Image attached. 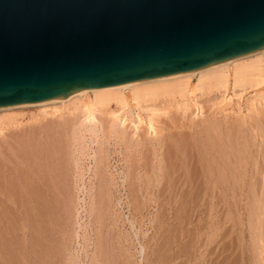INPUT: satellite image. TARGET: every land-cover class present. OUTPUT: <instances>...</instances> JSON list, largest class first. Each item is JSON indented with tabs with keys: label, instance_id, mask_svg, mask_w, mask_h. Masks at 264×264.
<instances>
[{
	"label": "rangeland",
	"instance_id": "1",
	"mask_svg": "<svg viewBox=\"0 0 264 264\" xmlns=\"http://www.w3.org/2000/svg\"><path fill=\"white\" fill-rule=\"evenodd\" d=\"M259 93L205 104L196 124L173 112L139 147L63 126L53 138L38 107L0 112V264H264Z\"/></svg>",
	"mask_w": 264,
	"mask_h": 264
},
{
	"label": "water",
	"instance_id": "2",
	"mask_svg": "<svg viewBox=\"0 0 264 264\" xmlns=\"http://www.w3.org/2000/svg\"><path fill=\"white\" fill-rule=\"evenodd\" d=\"M264 50V0H0V110Z\"/></svg>",
	"mask_w": 264,
	"mask_h": 264
},
{
	"label": "bare ground",
	"instance_id": "3",
	"mask_svg": "<svg viewBox=\"0 0 264 264\" xmlns=\"http://www.w3.org/2000/svg\"><path fill=\"white\" fill-rule=\"evenodd\" d=\"M250 90L254 92L262 90V93L257 94L258 98L252 100L249 106V114H259L255 102L258 100L264 101V50L196 73L162 80H149L124 87L89 89L81 91L63 101L17 106L2 109L0 112L38 107L41 108V112L40 116L35 118L36 124L39 126L42 123H44V125L51 124L50 126H53L54 129H52L53 132H51L52 135L50 136L53 138L60 135L59 133L61 132H59V129L63 126L67 130L65 133H69L70 138L75 141L76 139L77 141L79 140L78 137L82 133L91 134L92 136H101L102 134L105 135V131H107L109 135H116L119 139L123 141L127 140L130 143L132 142V144L134 143L135 147H139V144L144 141L142 138L144 134L148 141L162 135L164 131L160 126L162 125L161 122L163 123L162 119L166 120L167 118L170 119V117L172 119L174 115L172 114L173 112L179 114V117L182 116L181 118H184V120H186L185 118L187 117L190 119L192 118L191 116H193V124H196V120L204 118L205 104H210L211 107L215 109L220 108L222 110L221 112H223L226 105H228V103L230 104L233 98L239 97V99H241L243 95ZM65 124L68 125L65 126ZM5 128L3 127V122L0 121V135L6 130ZM92 136L89 138H93ZM42 137L43 136H41V138ZM50 144L52 143L50 142ZM46 145H48V143H46ZM49 153H51L49 154L50 156L53 155L52 151ZM55 153H58V151ZM44 170L46 169L44 168L43 171ZM31 171H33V169ZM39 171L42 172V169H39ZM48 171H50V168ZM53 171L54 169H52V173ZM58 171L56 172L57 174ZM45 172H47V170L44 171V174ZM35 173L37 172L35 171L33 174ZM42 173H37L34 179H36V183L40 189L47 188L48 191L51 189V187H49L50 185L47 186L50 183L47 179L43 182L44 177ZM61 175L63 176V174ZM50 176L53 178L51 173ZM58 176L60 179V175ZM52 182L55 184V181L52 180ZM32 183L30 182V189L33 187L31 186ZM0 188H2V186H0ZM36 188L37 186L32 189L35 192H32L30 189L28 192L36 194ZM55 189H57V186ZM42 190H39V193L40 191L42 192ZM51 191L53 192L54 189H51ZM49 194L52 195L50 192Z\"/></svg>",
	"mask_w": 264,
	"mask_h": 264
}]
</instances>
